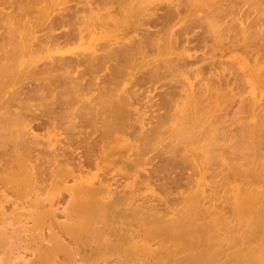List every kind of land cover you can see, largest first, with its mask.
Here are the masks:
<instances>
[{
	"label": "bare ground",
	"instance_id": "obj_1",
	"mask_svg": "<svg viewBox=\"0 0 264 264\" xmlns=\"http://www.w3.org/2000/svg\"><path fill=\"white\" fill-rule=\"evenodd\" d=\"M69 1L0 0V264H264V0Z\"/></svg>",
	"mask_w": 264,
	"mask_h": 264
},
{
	"label": "rangeland",
	"instance_id": "obj_2",
	"mask_svg": "<svg viewBox=\"0 0 264 264\" xmlns=\"http://www.w3.org/2000/svg\"><path fill=\"white\" fill-rule=\"evenodd\" d=\"M117 1H119V0H117ZM72 2H73V0L69 1V3H72ZM131 27H132V26H131ZM131 29H132V28H131ZM133 32H134V31H133ZM209 39H210V38H208V40H207L208 42H210ZM211 42H212V40H211ZM193 43H195V42H193ZM208 44H209V43H208ZM190 45H192V43H190ZM209 45H210V44H209ZM224 45H225V43L222 44L221 47L224 46ZM201 46H202V45H201ZM210 47H211L212 49H214V51L216 50V51L218 52L217 54L219 55L220 50H219V48H218L219 45H218L217 43L212 42ZM259 47H260V46L252 47V48H258L259 51H262V49H260ZM205 49H206V48H205ZM209 49H210V48H209ZM263 49H264V48H263ZM206 50H207V49H206ZM237 50H240V49H237ZM191 52H192V51H191ZM200 52H201V51H200L199 49H196V50H195V54H196V55H197V53L199 54ZM200 54H201V53H200ZM211 54H212V52H211ZM214 54H216V53H214ZM217 54H216V55H217ZM224 56H226V55H224ZM221 58H223V60H224V58H226L227 60H229L227 57H221ZM221 58L219 57V60H220ZM213 59H214V61L217 60L216 56H214ZM226 59H225V60H226ZM215 62H216V61H215ZM228 62H230V61H228ZM216 63H218V61H217ZM198 64H199V63H198ZM198 64H197V65H198ZM200 64H203V63H200ZM200 64H199V65H200ZM223 65H224V64H222V66H223ZM225 65H226V67L228 66L227 64H225ZM225 65H224V67H221V65H219V66L221 67V69L223 68L222 70H224V68H226ZM229 66H230V65H229ZM227 68H228V67H227ZM227 68H226V69H227ZM230 68H231V67H230ZM217 69L219 70V68H217ZM221 69H220L219 71H222ZM229 70H230V69H229ZM227 71H228V69H227ZM230 71H231V70H230ZM228 73H229V74H227V73L225 72V74L228 75L227 77H228L229 80H230V78L233 77V76L231 75L230 72H228ZM223 74H224V73H223ZM225 74H224V75H225ZM225 76H226V75H225ZM229 76H230V77H229ZM228 78H227V80H228ZM225 79H226V77H225ZM222 82H223V81H222ZM225 83H226V84L228 83V85H227L226 87L224 86V89H223V92H224V100H223V102H222V103H223V104H222V107H223L224 105L226 106V102H229V101H228V100H229V99H228L229 96H231V95L234 94L233 91H229V90L231 89V84H232V83L230 84L229 81H228V82L226 81ZM223 84H224V83H223ZM232 85H233V84H232ZM262 86H264V85H262ZM246 90H247V89H246ZM247 92L249 93V90L246 91V96L244 95V94H245V90H244V93L242 92V97H243V95H244V97H245V98H244V101H245V99H246L247 97H249V94H248ZM238 93L240 94V92H238ZM230 94H231V95H230ZM247 95H248V96H247ZM237 96H238V94H237ZM233 97H234V96H233ZM242 97L240 96L241 99H237V100H240V101L243 100ZM251 97H252V96H251ZM235 98H236V96L234 97V99H235ZM237 98H238V97H237ZM261 98H262V97H261ZM263 98H264V97H263ZM263 98H262V99H263ZM262 99H261V101H262ZM247 100H248V99H247ZM247 100H246V102H247ZM230 101H232L233 103H232V102L227 103V104H228V107H231V106H229L230 103H231L232 105L235 103L233 100H230ZM244 101H243V102H244ZM263 101H264V100H263ZM237 102L239 103V101H236V104H237ZM241 103H242V102H241ZM231 104H230V105H231ZM243 104H244V103H243ZM238 105L241 106V104H238ZM235 106H237V105H235ZM235 106H234V107H235ZM242 106H244V105H242ZM228 107L226 106V108H228ZM244 107H245V106H244ZM223 108H224V107H223ZM237 108H238V106H237ZM240 108H241V107H240ZM224 109H225V108H224ZM237 110H239V109H236V111H237ZM241 110H243V109H241ZM241 110H239V111H241ZM244 110L246 111V109H244ZM224 111H225V110H224ZM224 111H223V112H224ZM226 111H227V110H226ZM226 111H225V112H226ZM229 111H230V108H229ZM227 112H228V111H227ZM227 112H226V113H227ZM237 112H238V111H237ZM246 112H247V111H246ZM251 112H252V111H251ZM228 113H229V112H228ZM228 113H227V114H228ZM242 113H244V112H242ZM242 113H241V115H242ZM227 114H226V115H227ZM248 114H249V111H248ZM244 115H245V113H244ZM228 116H229V114H228ZM228 116H227V117H228ZM252 118H254L253 115H252V114H249V119H252ZM75 157H77V156H75ZM113 173H114V172H113ZM113 173H111V174H113ZM109 175H110V174H108V176H109ZM245 178H246V179H247V178L250 179L251 177H250V176H247V177H245ZM249 184H251V185H255V186H260V185H262V182L257 183V182H252V181H250ZM4 251H6V250H3L2 252H4ZM8 254H9V253H8ZM8 254H7V255H8ZM7 255H6V256H7ZM9 255H10V254H9ZM7 257H8V256H7ZM10 257H11V256H10ZM10 257H8V258H10ZM5 260H6V259H5ZM7 260H10V259H7ZM7 263H8V261H7ZM9 263H10V261H9Z\"/></svg>",
	"mask_w": 264,
	"mask_h": 264
}]
</instances>
